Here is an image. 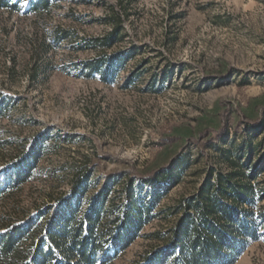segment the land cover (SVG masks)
Listing matches in <instances>:
<instances>
[{"label":"rangeland","instance_id":"1","mask_svg":"<svg viewBox=\"0 0 264 264\" xmlns=\"http://www.w3.org/2000/svg\"><path fill=\"white\" fill-rule=\"evenodd\" d=\"M27 4L0 8V101L7 104L0 185L15 154L37 141L45 153L19 210L37 219L38 210L53 213L80 172L88 175L81 209L106 185L126 203L129 176L150 170L177 183L137 179L133 191H168L161 204L170 205L199 186L223 151L246 141L258 142L245 161L264 185V0H53L40 14L25 13ZM116 25L120 38L111 47H90ZM56 29L68 36L42 53ZM111 53L124 57L113 81L77 66ZM39 61L49 70L33 78ZM222 123H230L225 140L210 146L198 137ZM11 205L0 199V217ZM173 220L152 217L110 264H137L152 244L143 236L165 232ZM233 264H264V236Z\"/></svg>","mask_w":264,"mask_h":264},{"label":"trees","instance_id":"2","mask_svg":"<svg viewBox=\"0 0 264 264\" xmlns=\"http://www.w3.org/2000/svg\"><path fill=\"white\" fill-rule=\"evenodd\" d=\"M20 2L0 0V8H19ZM52 3L53 0H28L24 12H49ZM118 26L100 38L88 40L90 47H111L120 38ZM67 36L65 30L56 29L42 46V53L54 50ZM123 58L117 53L102 54L77 66L88 73L97 72L102 81L109 82L114 80ZM49 65L39 61L32 77L47 74ZM6 113L7 104L2 100L0 118ZM229 126L222 123L215 132L204 129L198 137L203 135L212 146L226 139ZM4 143L0 140V145ZM257 145L258 142L246 141L223 151L216 165L205 171L199 186L170 205L161 204L168 191H133L131 185L137 179L143 183L152 179L177 183L169 172L150 170L129 176L126 203L120 205L115 196L110 197L106 185L86 200L87 208L81 209L77 199L84 198L88 175L77 173L69 193L57 198L56 210H38L37 219L23 208L19 210L17 203L24 186L41 175L38 162L45 153L37 141L10 159L12 169L5 172L6 182L0 185V199L12 204L11 213L0 217V264H110L154 216H172L174 220L165 232L143 236L152 244L137 264H233L251 242L264 236V206L258 204L264 200V185L259 184L257 170H251L245 161V155L255 153Z\"/></svg>","mask_w":264,"mask_h":264}]
</instances>
